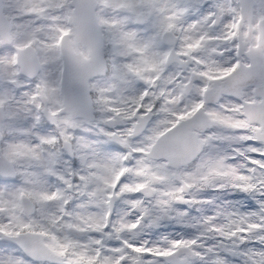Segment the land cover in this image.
<instances>
[{"label":"snow or ice","instance_id":"obj_1","mask_svg":"<svg viewBox=\"0 0 264 264\" xmlns=\"http://www.w3.org/2000/svg\"><path fill=\"white\" fill-rule=\"evenodd\" d=\"M0 264H264V0H0Z\"/></svg>","mask_w":264,"mask_h":264}]
</instances>
